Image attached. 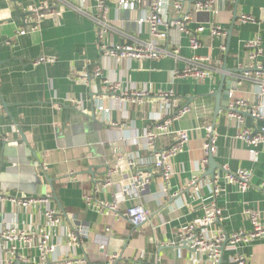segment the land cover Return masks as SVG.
I'll return each instance as SVG.
<instances>
[{
	"label": "crops",
	"instance_id": "1",
	"mask_svg": "<svg viewBox=\"0 0 264 264\" xmlns=\"http://www.w3.org/2000/svg\"><path fill=\"white\" fill-rule=\"evenodd\" d=\"M179 1L190 16L187 30L218 24L226 36L205 30L193 51L187 36L174 29L164 47L177 56L136 60L103 54L95 0H0V232L14 227L35 237L31 245L0 241V264H205L207 253L183 240L190 226L196 238H225L217 264H230L234 256L264 264V237L234 245L226 239L251 231L246 210L256 212L264 226V144L252 152L238 137L244 130L257 133L262 121L238 108L239 124L228 109L233 99L242 100L264 115L258 86L242 77L251 69L249 42L259 40L257 61L264 60V0H225L216 6L218 15L195 12L196 0ZM105 4L107 47L150 41L148 27L137 23L149 12L148 0H134L133 10L120 9L113 0ZM242 15L254 22L240 21ZM194 56L209 59L211 77L175 78ZM226 86L227 104L214 117L215 105L226 103ZM182 108L188 112L177 116ZM164 120H170V132L185 130L189 137L170 162L167 194L155 161L170 147V134L144 137ZM210 134L208 155L204 145ZM210 156L220 189L215 197ZM109 169L115 171L108 175ZM225 169L250 172V186L241 190L227 183ZM136 174L148 175L146 190L124 191ZM26 199L47 201L22 206ZM99 202L116 209L99 212ZM134 204L148 213L137 228L122 216ZM212 206L220 214L203 225ZM51 211L56 225L46 218ZM44 233L53 249L42 260L37 243Z\"/></svg>",
	"mask_w": 264,
	"mask_h": 264
},
{
	"label": "built area",
	"instance_id": "2",
	"mask_svg": "<svg viewBox=\"0 0 264 264\" xmlns=\"http://www.w3.org/2000/svg\"><path fill=\"white\" fill-rule=\"evenodd\" d=\"M98 9V25H97V37L100 43V49L103 54L107 57L113 58H125V59H159L169 56H177V52L169 51L168 47H164L168 33L171 30H178L179 32L185 34L188 38L189 48L191 50H196L199 48L200 43L196 36L203 33L205 30L209 32L211 36L225 37L226 32L218 25L213 24L209 28L204 26H198L194 32L186 29L187 23L190 21V16L188 13L183 11V5L179 0H148L149 12L146 16L138 19L137 23L139 25H146L150 33V41L142 42L139 45H117L114 47H107L103 43L104 34L107 29H109L107 21V7L106 0H95ZM116 5L123 10H133L134 0H113ZM225 0H196L193 4L195 12L207 13L218 15L220 12L219 8H216L219 3ZM37 11V10H36ZM44 12L41 13L43 15ZM40 15V16H41ZM238 19L242 22H254V19L249 15L239 16ZM247 47L252 49L253 52L249 56V62L251 64L250 68L244 74L243 78L252 80L259 90V97L264 98V60L258 63V58L262 55V50L260 48L259 40L255 39L247 44ZM209 59L203 57L194 56L188 61V66L185 67L180 72H175L173 76L175 78H185L189 77L196 80H205L210 78L212 69L209 65ZM99 74L98 71L94 73L95 76ZM86 76H81L80 81H85ZM240 83V82H238ZM115 88V87H114ZM171 94V93H170ZM144 93L132 92L133 97L143 96ZM162 96V95H160ZM168 95H163L166 97ZM231 96V95H230ZM238 108H243V111L250 115L253 119H258L262 121V126L259 131L255 134H251L250 131L244 130L238 136L251 148L254 152V148L259 145L264 144V115L260 113L257 107L247 105L242 100L233 99L229 106V117L236 119V121L241 124L243 120L242 114L238 111ZM188 112L187 108H182L178 111L177 116L184 115ZM170 120H164L162 123L158 124L155 128L146 129L144 137L147 141H152L156 137L161 135L170 134L171 145L165 150L156 154L155 167L161 171L162 178V193H168V180L171 175L170 162L178 153H180L186 143L188 142V133L185 130L170 132L169 125ZM208 132L211 131L208 129ZM213 137L209 136L208 142L204 145V152L210 155L213 152ZM205 161V160H204ZM115 170L109 169L108 175H111ZM224 179L227 183L237 184L241 190H246L250 186L251 173L245 170H240L236 173H230L225 169ZM218 176H213L211 179L212 185V195L217 196L220 192L217 186ZM148 175L146 174H136L128 177L127 184L125 183L124 191H135L143 192L148 186ZM110 184L109 179L104 183V186ZM191 188L197 190V183H191ZM3 198L0 197V200ZM91 197H85V201L88 203L91 201ZM47 200L43 199H26L20 202L22 206H27L32 203L40 202L44 203ZM99 212L104 209L115 210L116 206L105 202H99L96 205ZM220 214V210L215 206H212L209 214L204 218L203 225H209L216 217ZM245 214L251 221L252 229L249 233H244L239 231L237 233L231 234L226 239L231 245L239 242H249L252 239H259L264 237V226H262L258 220V215L256 212L251 210H246ZM127 221L135 228L143 226L147 222L148 213L144 207L140 204H134L128 207L122 215ZM46 218L52 225L59 223L58 217L53 211L46 214ZM193 227L187 228L184 241L191 242L189 244L190 249L195 251L199 250L201 252L207 253V262L205 264H217L220 259V253L218 251L219 244L225 239L224 237L218 239H204L194 237ZM34 234L25 230H17L14 227H8L0 232V241L3 243H20L23 245H31L34 243ZM72 240L76 241V238L72 236ZM37 247L41 252V259L45 260L46 256L53 249L49 245V236L43 234L39 238V243ZM15 251V247L12 248ZM12 253V251H11ZM230 264H246L243 256H234L230 260Z\"/></svg>",
	"mask_w": 264,
	"mask_h": 264
},
{
	"label": "water",
	"instance_id": "3",
	"mask_svg": "<svg viewBox=\"0 0 264 264\" xmlns=\"http://www.w3.org/2000/svg\"><path fill=\"white\" fill-rule=\"evenodd\" d=\"M237 2H238V0H237ZM237 19V15H236V11H234V13H233V23H234V21ZM223 83H225L224 82V76H222V82H221V87H222V85H223ZM225 89H226V93H225V95H224V101L226 102V103H222V102H218L216 105H215V109H214V117H216L217 115H218V113H219V111L223 108V107H225L226 106V104H227V101H228V92H229V90H230V87L229 86H226L225 87ZM222 95V88H220V90H219V92L215 95V97L217 98V100L219 99L218 97H220ZM209 163H210V174H209V176L211 177V176H213V174H214V171H215V169H214V164H213V160H212V157L210 156V158H209Z\"/></svg>",
	"mask_w": 264,
	"mask_h": 264
}]
</instances>
